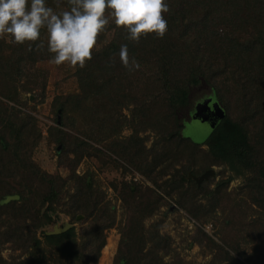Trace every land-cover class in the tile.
Returning <instances> with one entry per match:
<instances>
[{
	"label": "trees",
	"instance_id": "obj_1",
	"mask_svg": "<svg viewBox=\"0 0 264 264\" xmlns=\"http://www.w3.org/2000/svg\"><path fill=\"white\" fill-rule=\"evenodd\" d=\"M46 3L56 12L70 10L67 0ZM166 3L170 11L164 14L168 31L163 38L152 33L139 43L130 41L125 29L110 20L97 39L92 60L84 68L73 67L78 90L55 99L57 127L48 132L59 144L55 149L57 164L68 167L64 179L32 167L29 151L33 143L27 138L35 127L33 119L0 101V251L4 244L10 250L8 259L0 255V264H96L104 246V232L113 225L114 215L112 206L102 203L103 193L95 180L85 174L74 175L81 145L65 130L84 134L78 115L85 111L94 126L93 140H104L105 148L126 162V148L136 139L137 132L155 133L160 142L165 137L174 139L175 147H170V143L164 147L166 159L173 150V159L180 155L178 148L182 147L193 159L198 157L202 167L198 173L211 166L221 167L228 174L226 181L238 182L237 190L244 192L250 204L264 214V0ZM41 42L43 48L38 46ZM122 44H127L130 56L139 62V70L129 72L122 65ZM53 55L47 49L46 29L41 30L36 42L15 44L8 34L0 37V97L19 103L18 92H32L36 77L41 78L38 88L43 90L45 71L40 65L52 61ZM200 83L208 88V96L217 104L220 115L204 139L183 137L184 126L176 109L186 105L188 87ZM97 106H103L104 112L98 113ZM128 106L129 122L120 118L122 108ZM134 120L139 125L133 124ZM125 126L133 132L128 140L118 136ZM67 153L75 158L70 160ZM189 166L183 168L181 177L173 179L174 183H185ZM135 168L145 175L151 173ZM152 175L156 185L159 176ZM69 180L73 193L67 202H61L63 186ZM116 184L112 186L126 205L125 211L130 212L112 264H181L174 257L163 260L169 239L158 235L154 224L146 230L141 226L154 210L147 194L125 182L119 188ZM205 184L204 181L196 188L189 180L186 185L198 192ZM178 185L174 187L178 189ZM224 187L221 184L204 194L210 210L222 202L221 197L229 211L236 209L233 192L226 193ZM209 193L211 198L207 197ZM59 205L60 212L70 220L85 224L78 234L70 227L61 234L44 235L42 228L51 224ZM258 223L264 231V221ZM262 240L250 254L238 252L239 259L224 256L227 264H264V235Z\"/></svg>",
	"mask_w": 264,
	"mask_h": 264
},
{
	"label": "rangeland",
	"instance_id": "obj_2",
	"mask_svg": "<svg viewBox=\"0 0 264 264\" xmlns=\"http://www.w3.org/2000/svg\"><path fill=\"white\" fill-rule=\"evenodd\" d=\"M40 67L45 71L42 79V82L44 81L43 90L38 88L41 78L36 77V84L34 87L31 86L32 92H18L17 99L19 103L8 102L1 97L0 101L33 119L35 127L30 130L27 138L30 144L33 143L29 151V161L32 167L47 175L58 174L64 179L68 174V167L57 164L55 149L59 144L53 140L54 137L49 136L48 132L50 128L57 127L54 123L53 104L55 99L61 95L74 94L78 88L72 76L73 66L68 63L56 65L52 61H46ZM33 75L35 77V73ZM187 91L186 105L176 109L177 118L180 122L185 121L183 119L187 118V114L200 99L199 103L196 104L202 105L204 100H207V106L201 107L204 114H208L213 109L212 104L216 106L215 113H219L217 104L212 97L208 96L210 92L203 83L197 86H189ZM129 108L130 106L122 108V117H120L127 122L131 119L128 112ZM98 109L102 111L98 110V113L104 112L103 106L98 107ZM115 114L114 112V119ZM78 116L81 119L80 130L84 134H76L65 130L66 133L77 139V144L81 145L78 163L74 167V175L81 176L85 174L88 177L91 176L95 180L99 191L103 193L104 201L102 203H109L112 206L114 215L113 225L104 232V246L99 252L96 264H112L120 234L128 226L127 221L130 211H125L126 205L121 201L117 190L115 191L112 186L118 183L116 185L119 188L122 182L131 186L134 185L141 194H147L146 199L150 198V207H153L154 210L150 216L142 220L141 226L146 230L154 224L157 234L169 239L168 253L163 257L165 261H171L174 257L179 259L181 264H227L224 256L239 259L238 252H244L245 255H248L252 248L262 244L264 231L262 227L258 226V222L264 221V214L257 207L250 204L244 192L237 190L238 182L226 181L228 174L221 167L211 166L209 169L213 171V175L204 180L206 184L203 185L201 190L193 192L186 185L187 181H192L187 175L195 172L192 176H199L206 170L198 173L202 168L199 165L198 157L195 156L193 159L189 151L180 146L178 148L180 155H176L173 159V150L166 159L164 147L169 143L170 147H175L177 141H174V139L165 137L160 142V136L155 133L137 132L134 136L136 139L126 148V155H128L126 159L130 161L128 163L129 161L126 162L114 154L115 152L112 153V151L106 149L103 143L104 140L101 143L93 140L95 130L91 117L86 111ZM133 124H138V122L134 120ZM184 125L181 132L183 137L199 139V135H192H195V132L192 133V131H194L193 128L198 127L197 124L193 128H190L187 124ZM199 132L202 134V131ZM132 133L130 128L125 126L118 136L128 140ZM111 138L106 139V141ZM67 156L70 160L75 158L72 153H67ZM190 159H193L194 163ZM136 166L145 168L151 173L149 175L148 173L146 175L142 174L136 170ZM188 166L190 168L184 177L185 183L183 185L174 183L173 179L178 175L181 177L183 168H188ZM152 174L159 176L156 185L152 183L154 177ZM202 182L198 185L193 183L197 188ZM221 184L225 185L226 193L231 194L233 192L234 196L232 197L237 203L236 209L232 208L229 211L221 197L222 202L210 210L211 207L207 203L204 194L209 190L213 192ZM72 185L71 180L64 184V196L61 202L68 201L69 196L73 193ZM176 185L180 187L176 189L174 187ZM207 197L211 198V193ZM60 209L61 206L59 205L56 208V215H52L51 224L42 228L43 233L49 231L54 225L60 226L63 222H66L78 234L85 224L70 220L69 217L60 212ZM206 227H208V231H205ZM37 237L41 239L40 235H37ZM146 247H148V244H146ZM7 248V245L4 244L3 249L0 251V255L4 259H8L10 255V250ZM48 257L49 255L46 254V259ZM45 261L47 262V260Z\"/></svg>",
	"mask_w": 264,
	"mask_h": 264
},
{
	"label": "clouds",
	"instance_id": "obj_3",
	"mask_svg": "<svg viewBox=\"0 0 264 264\" xmlns=\"http://www.w3.org/2000/svg\"><path fill=\"white\" fill-rule=\"evenodd\" d=\"M67 2L70 10L56 12L46 0H0V37L8 34L15 44L36 42L40 40L41 30L46 29L47 49L54 54L52 62L84 68L92 60L97 39L110 20L125 29L126 39L136 43L152 33L163 38L168 31L164 14L170 8L166 0ZM38 46L43 48L44 43ZM119 58L129 72L139 70L140 64L130 56L127 44L120 46Z\"/></svg>",
	"mask_w": 264,
	"mask_h": 264
},
{
	"label": "water",
	"instance_id": "obj_4",
	"mask_svg": "<svg viewBox=\"0 0 264 264\" xmlns=\"http://www.w3.org/2000/svg\"><path fill=\"white\" fill-rule=\"evenodd\" d=\"M213 105V109L208 113V114H203L201 107L202 106H207V100H204L203 104H197L195 106V112L192 115L191 121L189 123V127L193 128L194 125H196V123H205L208 124L207 126H205L207 129L205 130L206 134H200L199 130L194 129L195 131V135L192 134L193 136H198L199 135V139H204V137H206V135L208 134V132L211 131V129L214 127L215 123L217 122L220 113H215L216 111V106L215 104ZM207 109H209L208 107H206ZM218 116H217V115ZM209 115V116H208ZM209 117H213L211 119H209ZM218 117V118H217ZM192 131V133L194 132ZM189 132V131H188ZM213 175V171L212 170H206L204 171L201 175L199 176H192L190 174L187 175L188 178H190L196 185H198L200 182L208 179L209 177H211ZM71 226L70 224L63 222L60 226H52L51 229L49 231L44 232V235L46 236H50V235H57V234H61L63 232H65L67 229H69Z\"/></svg>",
	"mask_w": 264,
	"mask_h": 264
},
{
	"label": "flooded vegetation",
	"instance_id": "obj_5",
	"mask_svg": "<svg viewBox=\"0 0 264 264\" xmlns=\"http://www.w3.org/2000/svg\"><path fill=\"white\" fill-rule=\"evenodd\" d=\"M203 99V98H202ZM201 100V99H200ZM197 103V102H196ZM195 103V104H196ZM194 104V105H195ZM196 106V105H195ZM195 106H193V109L189 112V113H191L194 109H195ZM195 112V111H194ZM187 114V118L186 119H183V120H185V121H183V126H185L184 124H187V126H189V123H190V121H191V118H192V115H193V112H192V114ZM204 114V113H203ZM211 118H213V117H209V119H211ZM197 124V130H199V131H202V134L204 135V134H206V132H205V130L207 129L205 126H207L208 124H205V123H203V122H199V123H196ZM195 132V131H194ZM209 133L210 132H208V134L206 135V136H208L209 135Z\"/></svg>",
	"mask_w": 264,
	"mask_h": 264
},
{
	"label": "built area",
	"instance_id": "obj_6",
	"mask_svg": "<svg viewBox=\"0 0 264 264\" xmlns=\"http://www.w3.org/2000/svg\"><path fill=\"white\" fill-rule=\"evenodd\" d=\"M205 231H208V227H206V230Z\"/></svg>",
	"mask_w": 264,
	"mask_h": 264
}]
</instances>
